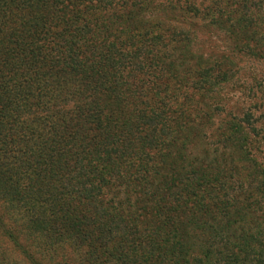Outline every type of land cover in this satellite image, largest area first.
Listing matches in <instances>:
<instances>
[{"label": "trees", "instance_id": "trees-1", "mask_svg": "<svg viewBox=\"0 0 264 264\" xmlns=\"http://www.w3.org/2000/svg\"><path fill=\"white\" fill-rule=\"evenodd\" d=\"M210 1L214 24L264 48V0ZM153 4L0 0V201L37 251L1 215L0 229L32 264H264L253 117L232 118L218 139L249 166L191 156L209 116L196 96L229 73L189 46L184 71L167 62L163 48L189 36L148 19ZM62 246L75 260L36 257Z\"/></svg>", "mask_w": 264, "mask_h": 264}, {"label": "rangeland", "instance_id": "rangeland-1", "mask_svg": "<svg viewBox=\"0 0 264 264\" xmlns=\"http://www.w3.org/2000/svg\"><path fill=\"white\" fill-rule=\"evenodd\" d=\"M190 1L196 3L201 10L200 14L186 12L185 0H153V7L157 10H153L155 12L147 16L154 22L160 21L172 30H180L189 36L188 41H185L178 51L172 47L163 48L162 53L163 56L166 55L167 62L173 60L178 69L184 71L186 64L180 58V54L186 53L185 48L189 46V51L196 57H202L206 63H217L229 73L226 84L211 89L208 95L201 92L196 96L197 101H203L199 108L209 111V116L207 121L197 120L196 133L200 134L193 139L188 152L201 161L214 162L217 159L222 166L227 164L238 168L249 166L248 162L240 161V151L224 148L218 143V139L219 129L225 127L226 123L250 114L255 123L257 136L248 134L247 148L252 157L264 167V48L260 51H250L231 35L226 26L214 24L210 14V9L213 8L212 1ZM7 206L0 201V215L7 228L19 231V242L31 251H37L34 246L39 242L31 237L29 239V232L25 227L23 229L22 216L9 211ZM73 256L72 250L67 246L50 249L43 257L36 255L37 259L44 263L70 260ZM0 264H32L2 234L1 229Z\"/></svg>", "mask_w": 264, "mask_h": 264}]
</instances>
